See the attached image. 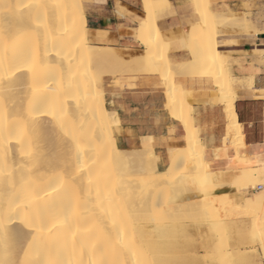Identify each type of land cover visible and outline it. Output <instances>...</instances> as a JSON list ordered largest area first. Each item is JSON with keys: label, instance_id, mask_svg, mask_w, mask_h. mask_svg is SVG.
<instances>
[{"label": "bare ground", "instance_id": "obj_1", "mask_svg": "<svg viewBox=\"0 0 264 264\" xmlns=\"http://www.w3.org/2000/svg\"><path fill=\"white\" fill-rule=\"evenodd\" d=\"M12 1L13 6L10 10L13 11L11 13L13 17L4 18L7 14L3 16L4 12L0 13L1 49H4V45H7L12 36L30 28L28 23L34 19L35 13L48 16V19H45L48 24L46 27L41 25L40 27L44 28L42 27L43 30L39 32H43L36 35L44 37L42 39L44 46L40 42L42 37H39L38 41L34 37L37 44L33 43L36 42L34 39L31 43L35 46L28 49L31 43L27 42V37L26 41L22 39L25 44L22 43L20 46L24 45L23 47L17 45L16 48L13 44L17 42H13L9 51L5 47L7 53L0 50V57L5 56V58L2 56L3 60L7 58L11 60L8 62L9 65L12 66L14 60L17 61L10 66L9 71L5 69L7 71L2 72L7 78L6 81L3 79L2 86L0 84L1 96L5 91V94L8 93L10 96L13 93L11 97H17L14 98V102L12 98L10 101L12 103H9L11 105L8 103L6 105L4 98V101L0 100V261L5 264H146L143 254L139 251L141 244L147 241L142 242L140 237L146 236L147 232L140 226L134 227L135 229L132 226L133 229L130 227V231L128 226L141 218L147 223L152 215L157 214L156 212L153 214L151 210L149 218L147 213L146 216L144 214V217H140L139 213L145 203L154 199L155 202L160 198L158 205L162 204V207L173 205L172 192L185 191L189 185L194 186L192 189L196 192V199L199 202L203 201L201 204L209 201L211 205L219 200V210H224L221 213L237 210L243 212L244 217L250 221L248 228L241 232L246 233L245 238L248 241L257 242L264 252V190L256 191L250 198L244 191L236 189L246 186L255 188L256 183L264 182V167L244 168L240 172H214L204 164L203 147L192 124L187 93L177 84L174 85V71L183 69L184 64L173 65L172 74L169 73V76H172L168 77L167 73V77L162 78V81L165 84V94L168 93L166 98L170 114L183 124L187 145L174 150V153L172 151L168 155V166L160 170L157 166L158 156L151 148L149 139L142 138L141 146L136 149L125 151L118 148L116 136L119 121L115 113L106 108L104 92L98 82L101 80L100 75L95 76L99 79L97 80L90 76V73L83 75L75 69L84 68V65L76 66L79 57L90 63V65L85 63L87 67H92L93 64L98 67L96 71L98 69L102 71L107 67L106 70H109V67L122 70L125 62L114 48L89 44L81 1L17 0L16 3L15 0ZM193 4L199 22L186 33L187 43H191L194 37L196 44L198 42L202 44V52L205 51L206 56L205 64H210L204 76L212 78L219 92V102L225 105L227 130L232 140L237 145L242 144L239 124L233 110L235 95L215 37L222 29L248 31L239 25L241 15L211 13L207 8V0H193ZM142 5L147 20L142 22L137 30V39L145 49L141 60L146 64L148 62L152 64L151 69L153 66H163L162 68L166 69L169 60L165 44L153 20L154 2L142 0ZM12 11H8L9 15ZM208 18L215 24V28L212 29V41L203 36ZM32 24L34 25L33 21ZM41 33L46 34L43 36ZM159 40L162 44V55L160 58H154L155 43ZM21 48H25L26 51ZM190 49L192 50V47ZM197 54H193L195 58ZM261 55L264 56V50L261 51ZM199 57L201 58L200 54ZM4 61L2 62L0 58L1 64L3 63L1 66L6 68L7 63L4 64ZM144 62L142 63L145 64ZM143 64L139 68L144 67ZM136 67L131 70L134 69L136 72ZM95 70L90 72L95 75L97 74ZM145 70H148V66ZM158 70L154 72L158 73ZM80 71L82 72L81 69ZM137 71L141 72L138 68ZM172 96L177 100L169 99ZM97 108L100 111H97ZM20 125L23 130L21 135L19 130H22L18 128ZM131 142H134V138ZM144 155L147 157L145 156L146 159L143 160ZM109 163L113 166L115 164V171L119 174L114 176V173L108 171ZM126 170L136 172L139 177L138 191H135V194L127 191V195L130 197L133 193L136 203L140 202L137 204L134 202L138 205L136 207L132 205L133 203L130 204L132 210L128 209L127 212L122 211L125 201L123 203L124 190L120 178L121 173L125 171V175ZM127 175L129 177L133 174ZM213 187L228 191V194L214 198L210 195ZM168 193L171 195L170 199L169 196L165 197ZM163 196L170 204L164 199V203L162 202ZM206 204L209 205L207 202L202 208L208 207ZM146 207L145 205V209ZM133 217H137L135 221ZM223 218L221 217L220 221ZM170 219L172 218L169 216L168 221ZM161 220L163 219L158 222ZM155 224L160 226L158 223ZM243 225L241 226L244 227ZM152 229L155 231L156 227L151 230L149 228V233ZM166 230L168 229L165 227ZM136 233H141L142 236ZM134 236L137 238L140 236V242ZM151 239L152 237L149 240ZM225 247L227 248L226 245ZM147 248H143L145 253Z\"/></svg>", "mask_w": 264, "mask_h": 264}, {"label": "crops", "instance_id": "obj_2", "mask_svg": "<svg viewBox=\"0 0 264 264\" xmlns=\"http://www.w3.org/2000/svg\"><path fill=\"white\" fill-rule=\"evenodd\" d=\"M80 1L90 45L119 49L131 54L132 60L141 58L145 49L137 39V30L147 20L142 0ZM153 2V20L169 62L174 66L190 63L192 54L186 33L199 22L192 0ZM207 8L214 14L241 15L239 25L248 31L222 29L215 37L235 95L233 110L242 144L237 145L227 130L225 105L219 102V92L211 77L175 69L174 82L187 93L192 124L203 147V160L211 171L264 167V56L261 55L264 33L261 21L256 20L263 9V0H207ZM102 89L106 108L119 121L118 148L136 149L143 139H149L158 156V168L165 169L170 152L184 148L187 141L183 124L170 114L160 74H105Z\"/></svg>", "mask_w": 264, "mask_h": 264}, {"label": "rangeland", "instance_id": "obj_3", "mask_svg": "<svg viewBox=\"0 0 264 264\" xmlns=\"http://www.w3.org/2000/svg\"><path fill=\"white\" fill-rule=\"evenodd\" d=\"M9 2H8V0L6 2L4 0L0 1V13L2 14V12H4L3 16L7 14L6 16H4V18H7V16H8V18H10V17L12 18L13 17V14H11V13H13V11L10 10V9H12L13 1L11 0V2L10 3ZM16 2H17V0H15V3ZM192 2H193V0H192ZM6 4H8V5L10 4L11 6L9 5V7H11V8H9L8 5H7V7H8L7 8ZM16 7L17 6L15 4L14 8L16 9ZM6 8L9 9V10H7ZM4 10L5 11L7 10L6 11L7 13ZM8 11H12V12H10V15H9ZM47 17L48 16H46L45 14L44 15L43 14H39L38 12H37V14L35 13L34 19H33V17H30V19H33V20L29 19L30 22L28 24H29L30 28L27 29V31H23L22 30V32H19L17 35L12 36V38L10 40H8V42H7L8 46L6 44L4 45L6 47V49L9 51V49L11 48L13 42H17V44H13V46L15 45L16 48L23 47L24 45L20 46L23 43L22 41H24L22 39H25L27 37H28L27 38V42L28 43L29 42L30 43L33 42L34 39H35L34 37H36V39L38 41L42 36L40 37V36H36V35L38 33H40V32H43V31L39 32V30H41L42 27H43V26L40 27L41 25H45V27L47 26L48 23L45 21V19L46 20L48 19ZM256 20L257 21H261V23H262L261 31L264 33V13H263V9L262 8H261L260 13L258 14ZM32 21L34 22V25H36V26H34L32 24ZM241 21H242V19H241ZM41 23H43V24H41ZM44 23H46V24H44ZM31 25H32V28H34L33 30L31 28ZM204 27H205L206 31L203 33V36H206L207 39H209V41H212V29L215 28V24L213 23V20L208 18L206 26H204ZM32 32H34V33H32ZM44 34H46V33H44ZM44 34L41 33L40 35L45 36ZM21 36L24 37V38H20ZM43 38L44 37H42L40 39V42L42 43V46H44L43 45L44 40H42ZM15 39H16V41H15ZM36 39H35V41H36ZM194 39L195 38L193 37V40L191 41V43L188 44L189 49H190V47H192V50L190 49L191 54H192V61L190 63H188V64H184L183 65V69L191 70L192 72L202 76V75H204L206 73V68L208 66H210V64H205L206 56H205V51L202 52V47H201L202 44H200V42H198V44H196L197 42ZM17 40H21V41L18 42ZM25 41H26V39H25ZM37 41L33 42V43L36 45ZM10 42H11V44L9 45ZM33 43H31V45L27 44L29 46L28 49L33 48V47H30V46H35ZM23 44H25V43H23ZM17 45H18V47H17ZM38 45H39V43H38ZM191 45H193V46H191ZM39 46H41V45H39ZM161 46H162V44H161L160 40L155 43V54L153 55L154 58H157V57L160 58L161 57V55H162ZM5 47H3V48L5 49ZM14 47H12V48L14 49ZM205 48H206V46H205ZM4 49H1V47H0V50H3L4 52L7 53L8 51H5L6 49L5 50ZM21 50L26 51L25 48L24 49L21 48ZM114 50L117 52L118 55H120L123 59H125L124 66L122 68L123 71L122 70H116V69H114L112 67H109V70H110V68H112L110 71L106 70V69H108V67L106 69L102 70V71H100V69H98L96 71L95 69H97L98 67H96L94 64L93 65L91 64L92 67H87L85 65V63L88 65L89 62H87L86 60L81 59L80 57L77 59L78 61H77V65L76 66L84 65V68L76 67L75 68V69H77L76 71L79 70L78 73H82L83 75H89L88 73H90L91 74L90 76H93L94 78H96L95 76L99 77V75H100V78H101L100 81L101 82L98 81L100 83L99 86H102V77L105 74H121V72H123V73H141L142 72L143 73V71H145L144 73H146V71L148 73H156L157 72L156 70L159 69L158 73L159 74L161 73L160 74V76H162L161 79L162 78H166L167 77L166 76L167 73H168L167 74L168 77L172 76V75L169 76V73L172 74L171 70H172V66H173L170 62H168V66H167L166 69L162 68L163 66H161V67L160 66L159 67L153 66V68L151 69V67H152L151 65L152 64L150 65L149 62L146 64L143 60H141L142 58H140L138 60H132L130 58L131 54L124 53V52H122L119 49H114ZM142 53L144 54L145 52H142ZM197 53L200 54L201 58L199 57V54H197ZM193 54H197L196 58H195V55H193ZM2 56L0 58L2 59V62H3L5 60V59L3 60V58H5V56H3V58H2ZM10 61L11 60L9 58H7L4 61V64L7 63V64H5L6 68H3L1 66L3 63L1 64V62H0V66H1V68H0V73H1L0 74V79L2 78L1 79L2 82L0 81V84L1 83L4 84L3 79H5V81H6L7 77H5V75L3 73H4L5 69H7L9 71V68H10L11 65H9L10 63H8V62H10ZM80 61H82V63ZM140 61L144 62L145 64H143ZM16 62L17 61L14 60V63H16ZM12 63H13V61H12ZM141 63L144 65V67H142L143 69L139 68L142 65ZM13 64H12V66H13ZM89 65H90V63H89ZM85 66H86V72L85 73H87V74L84 73ZM129 66H131L130 69H129ZM147 66H148V70H145L147 68ZM135 67H136V72L134 71ZM132 68H134V69L131 70ZM137 68H138V70L140 69L141 72H138ZM80 69L82 70V72L80 71ZM87 69H88V71H87ZM162 69H164V71L165 70L166 71L164 72ZM90 70H92V71L95 70L98 75L97 74L94 75V73H93L94 71L90 72ZM98 71H100V72H98ZM117 71H118V73H117ZM128 71H130V72H128ZM154 71H156V72H154ZM76 74H77V72H76ZM6 76H7V74H6ZM3 77H5V78H3ZM96 79L99 80L98 78H96ZM2 84H1V86H2ZM174 85H175V83H174ZM100 89H102V88L100 87ZM1 94H2V91L0 90V98H2L0 100L4 101L3 100V98H4L5 99L4 103H6V105H7V103L8 104L12 103V102H10L12 100V98H13V100H12L13 102L17 98L14 95H13L14 97H11L12 96L11 94H13V93H11L10 96H9L8 93L5 94V91H3V96H1ZM172 94H174V93H172ZM175 95H176V93H175ZM173 97L174 96L170 97L169 99L172 98L171 100H177L175 97H174L175 99ZM7 98H9V99H7ZM6 100H7V102H6ZM8 100H9V102H8ZM9 105H11V104H9ZM97 107H99V106L97 105ZM99 108H97V111H100ZM18 128L22 130V126L21 125ZM22 132H23V130L22 131L19 130V134L20 135H21ZM171 153H172V151L170 152V154ZM173 153H174V150H173ZM145 156L146 155L142 156V159L143 158L146 159L147 156L146 157ZM204 164H205V162H204ZM109 165L110 166H108V171L110 173H112V174L114 173L113 174L114 176L117 175L118 172L115 171V164L113 166L111 163H109ZM111 166H113V168ZM243 169L236 170L234 172H240ZM126 171L128 172V170H126ZM124 172L125 171H123L122 173L120 172L122 174L120 176V178L122 179V183H123V184L122 183L121 184H122V187H123V190H124V191L122 190L124 192L123 193L124 194L123 203L125 201V205H127V206L133 203L132 205H135L134 207H136V206H138L136 204L140 203V202L136 203V201H135L136 197L134 198V196H135L134 192L135 191L137 192L138 191V187H139V184L137 183L139 177L136 175V172H132V171H129V172L132 173L133 175L135 173V175L134 176L130 175L128 177L127 174H130V173L126 172L127 173V174L125 173V175L127 176L126 177L124 175ZM225 172H232V171H225ZM127 179H129V180H127ZM135 179H137V180H135ZM125 180H127L128 182L130 181V183L132 182L134 184L132 185V184L128 183ZM263 183H264L263 181L261 183L259 182L258 184L256 183L255 184V188H256L257 185L263 184ZM125 185H128L130 187H126ZM120 187H121V185H120ZM193 187H194L193 185H191V186L189 185L187 187L188 189L185 190V191L172 192V194L170 192V194L173 196V205H171L170 201H168V199H170V197H171V195H169V193L165 196V197L169 196V198L167 200H166V198L164 196L161 198L162 202L164 200H166L167 203L170 204V205H167L166 207H162L161 206L162 204L158 205V203H159L158 201L160 200V198L156 199L157 200V201H155L156 204L154 202L155 199L153 201H149V202H147L145 204L143 203L144 204V206H143L144 208H142V211L139 213L141 215L140 217H144L143 216L144 214L146 216V213H147L148 214V218H149L151 216V213L149 214V212L151 210H152L151 212L153 214L155 212L157 214H159V215H157V214L152 215V218L150 217V219H149L150 222H149V220L147 222L148 224L146 223L145 220H143V218H141V219H136L137 217L136 218L133 217L134 219L131 218L134 221L136 219V221H135L136 223L135 222L131 223L132 220L130 219L131 225L128 226V228H130V227L132 228V226H133V228L134 227L136 228V227L140 226V227H142V229L144 228L143 229V230H145L144 232H147L146 236H143V237L139 236L141 238L142 242L147 240L146 243L143 242V245L141 243H139L142 246L141 248H140V246H138L140 248L139 252L141 254H143V256L145 258V261H146V264H264V252L262 251L261 247L257 244V242H255V243L253 242L252 243V242L248 241L247 238H245L246 237V233L245 232H241V231H244L245 229L248 228L250 219L248 220V218L244 217V215H243L244 213L243 212L241 213L240 210L236 211L239 214L240 217L234 211H233L234 213L233 212H231V213L222 212L221 213V211H224V210H222V209L219 210V200L214 201L210 205V202L207 201L208 200V198H207L206 201L208 202L209 205L206 204L208 207L202 208V205H204L207 202H204V204H201V203H203V201L199 202V200L196 199V192L193 191V189H192ZM131 188L134 189V190L132 191ZM255 188H252V186H246V188L237 187L236 189L244 191L246 196H249L250 198H252L253 195L256 193ZM127 191H130V192L134 193V194L133 193L131 194L132 197L130 195L131 198L127 195L128 194ZM227 194H228V191H223V189H221L219 187L218 188L217 187H213L211 189V193H210V195L214 196V198L216 196L219 197V195L223 196V195H227ZM136 195H137V193H136ZM130 199H131V201H130ZM136 200H138V199H136ZM128 201H129V203H128ZM162 202L160 201V203H162ZM125 205H124V207H123L124 209H122V211L125 210L127 212L129 210H132V205H130V207H127ZM139 205H141V204H139ZM145 205L147 207H149V208L146 207L147 210L145 209ZM133 210H134V208H133ZM144 211H145V213H144ZM159 211H161L160 212L161 215H160ZM167 212H169L168 215H166ZM139 214H137V215H139ZM227 214H229V216ZM223 215H225V216H223ZM153 216H155V217L153 218ZM156 216H157V218H156ZM159 216H160V218H159ZM169 216L173 219L172 222H171L172 219H170V221H168L169 220ZM221 217H224L222 219V221H220ZM225 217H228V218H225ZM161 218L163 220H165V219L166 220L163 223H162L163 220L158 222V220H160ZM226 220H228L227 221L228 223L226 222ZM137 221H138V223H137ZM245 221H247V222H245ZM213 222H214V224H213ZM144 223H146L145 226H144ZM153 223H154V225H153ZM155 223H158L160 226H158ZM129 224H127V225H129ZM136 224H138V225H136ZM245 224H246V228H244ZM168 225H169V227H168ZM241 225H243L244 227H242ZM157 226H158V228H157ZM154 227H156V230L153 231V229H152V232L149 233L151 228H154ZM161 227H163L164 230ZM165 227H166V229L170 230L169 232H171V234H169L168 230L165 231ZM131 228L129 229L130 231H131ZM149 228H150V230H148ZM159 228H161V230H158ZM241 229H243V230H241ZM162 230H163V232H162ZM159 231H161V232H159ZM164 231L167 232L166 233L167 235L164 233ZM133 232H134V230H133ZM144 232H141V233L144 234ZM141 233L140 234L136 233V234L137 235H141ZM163 233H164V235H163ZM151 234H153V236ZM168 234H169V236H168ZM149 235H150V237H149ZM241 235L243 236V238H241ZM135 237L136 236H134V238ZM139 237L138 238L136 237L138 242H140ZM151 237H152V239L149 240ZM239 239H241V240H239ZM241 241H244V242L242 243ZM224 243L227 246V248L225 247V245H223ZM145 244H147V246ZM152 244H154L155 246L152 245ZM144 247H146V248L148 247L149 248V249L148 248L145 249V251L147 250L146 253L144 252V249H143ZM153 250H155V253H153ZM218 251H219V253H218ZM236 253H238V254H236ZM213 255H214V257H213ZM216 256H217L218 259H216Z\"/></svg>", "mask_w": 264, "mask_h": 264}, {"label": "built area", "instance_id": "obj_4", "mask_svg": "<svg viewBox=\"0 0 264 264\" xmlns=\"http://www.w3.org/2000/svg\"><path fill=\"white\" fill-rule=\"evenodd\" d=\"M263 13H264V0H263ZM262 104H263V110H262V126H263V137H262V142L264 144V97L262 99ZM256 191H262L264 190V184H259L255 188Z\"/></svg>", "mask_w": 264, "mask_h": 264}, {"label": "snow or ice", "instance_id": "obj_5", "mask_svg": "<svg viewBox=\"0 0 264 264\" xmlns=\"http://www.w3.org/2000/svg\"><path fill=\"white\" fill-rule=\"evenodd\" d=\"M0 264H5V262H3V261H0Z\"/></svg>", "mask_w": 264, "mask_h": 264}]
</instances>
